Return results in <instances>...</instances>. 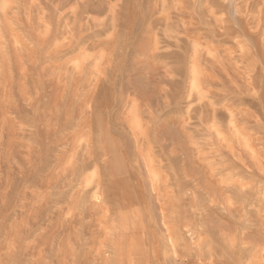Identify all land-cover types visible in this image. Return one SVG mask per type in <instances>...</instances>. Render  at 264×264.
Instances as JSON below:
<instances>
[{
	"label": "rangeland",
	"instance_id": "rangeland-1",
	"mask_svg": "<svg viewBox=\"0 0 264 264\" xmlns=\"http://www.w3.org/2000/svg\"><path fill=\"white\" fill-rule=\"evenodd\" d=\"M155 263L264 264V0H0V264Z\"/></svg>",
	"mask_w": 264,
	"mask_h": 264
},
{
	"label": "bare ground",
	"instance_id": "bare-ground-1",
	"mask_svg": "<svg viewBox=\"0 0 264 264\" xmlns=\"http://www.w3.org/2000/svg\"><path fill=\"white\" fill-rule=\"evenodd\" d=\"M155 4H156V3H155ZM261 14H262V13H261ZM75 17H77V16H75ZM73 18H74V17H73ZM167 21H168V20H167ZM164 25H165V24H164ZM40 26H41V24H40ZM76 26H77V25H76ZM84 26H85V25H84ZM86 26H87V25H86ZM259 29H260V28H259ZM75 30H76V29H75ZM92 30H93V29H92ZM58 32H59V31H58ZM60 32H61V31H60ZM80 32H81V31H80ZM84 32H85V31H84ZM60 34H61V33H60ZM262 35H263V34H262ZM49 36H50V35H49ZM257 59H258V58H257ZM153 244H154V242H153ZM153 244H152V245H153ZM152 245H150V246L152 247ZM177 247H178V246H177ZM152 248H153V247H152ZM150 249H151V248H150ZM152 250H153V249H152ZM180 251H181V250H180ZM157 252H158V251H157ZM261 252H262V251H261ZM177 253H178V251H177ZM156 254H157V253H156ZM156 254H155V255H156ZM153 257H154V256H153ZM159 258H160V257H159ZM156 260H157V259H156ZM158 260H159V259H158ZM153 261H155V260L153 259ZM153 261H152V262H153ZM157 262H158V261H157ZM159 262H160V260H159ZM213 263H214V262H213ZM155 264H156V263H155Z\"/></svg>",
	"mask_w": 264,
	"mask_h": 264
}]
</instances>
